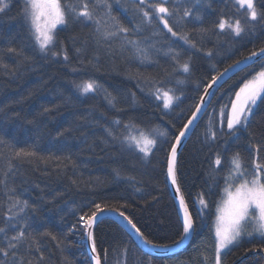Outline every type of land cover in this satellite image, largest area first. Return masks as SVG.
Returning <instances> with one entry per match:
<instances>
[{
  "label": "trees",
  "instance_id": "obj_1",
  "mask_svg": "<svg viewBox=\"0 0 264 264\" xmlns=\"http://www.w3.org/2000/svg\"><path fill=\"white\" fill-rule=\"evenodd\" d=\"M7 2L0 13V248L9 255L0 252V264H94L80 217L96 204L123 212L157 247L179 243L185 235L167 171L171 147L213 78L264 49V0H255L256 21L234 0H148L174 10L167 19L177 36L139 0H60L62 7L88 3L93 17L67 12L44 50L25 0ZM221 19H239L244 31H221ZM114 24L128 31L104 38ZM263 69L264 58L222 83L178 156L177 183L194 224L190 244L175 255H152L105 218L93 239L101 264H215L214 225L230 161L239 153L247 170L257 156L264 162V95L247 126L230 131L227 117L240 88ZM89 82L98 87L85 93ZM164 91L174 99L169 110ZM137 133L155 140L148 155L128 140ZM21 150L35 155L17 156ZM16 201L27 202L23 212L9 211ZM20 231L25 236L8 247ZM246 255L239 264H264V237L243 236L221 264Z\"/></svg>",
  "mask_w": 264,
  "mask_h": 264
},
{
  "label": "snow or ice",
  "instance_id": "obj_2",
  "mask_svg": "<svg viewBox=\"0 0 264 264\" xmlns=\"http://www.w3.org/2000/svg\"><path fill=\"white\" fill-rule=\"evenodd\" d=\"M141 5H146V7L153 9L156 15V19L163 24L164 28L167 29L172 36H177V32L173 30L170 26L167 17L174 15V10L164 6L163 3H149L148 0H139ZM234 4L239 6V9H246L245 15L252 21L258 19V12L255 5V0H234ZM9 3L6 0H0V13H4L6 9L9 8ZM142 15L149 22L153 19L148 11L141 9ZM71 12L75 14L76 17H85L87 19H92L93 13L90 10L88 3H83L82 7H77L76 5L66 4L62 7L60 0H26L25 4V17L31 20L32 27L35 30L36 39L40 45L41 50L48 48V46L53 42L54 36L53 32L57 25H63L67 23L66 13ZM185 16L190 15L188 11H185ZM260 19H264V13L259 14ZM221 31L225 28L230 29L239 36L243 31L244 27L241 25L239 19H236L234 23L229 22V20L221 19L217 25ZM127 32L128 29L114 24L111 30L102 33L104 38L116 35V32ZM187 43L189 42L187 36L181 37ZM134 43V42H130ZM194 46V45H193ZM11 50V49H10ZM139 50V49H138ZM264 53V49L260 50ZM55 54V53H54ZM253 56L257 53L253 52ZM67 59V56H65ZM183 71H189V65L185 63L183 65ZM216 82V78H213L212 83ZM211 85H209L210 87ZM97 85L93 82H89L82 86V91L87 93L93 91ZM160 91L159 89L157 90ZM261 92H264V71L259 72L255 80H250L240 89L237 93L236 103L232 105L231 114L227 117V128L231 131L237 125L247 126L249 118L253 115V107L256 105L257 99L260 97ZM164 107H170L173 97L169 95L168 91H164ZM157 98H160L159 96ZM199 108L196 109L199 112ZM195 119V116H193ZM118 123V122H117ZM190 120L188 124H191ZM187 130V125H185V130L180 131L179 135L175 138V143L172 145L170 150V156L168 158V176L171 178L173 184L177 183L176 178V157H177V145L181 143V138L184 137ZM128 140L131 144L139 149L140 152L149 154V147L155 145V140L149 139L143 134L141 138L129 136ZM2 143V141H0ZM259 149H257V153ZM17 156H34V152L21 150L16 153ZM231 168L229 169V175L225 178L226 182L231 183L230 188H226L225 192L227 194V199L224 201V206L218 209L219 215L217 216L216 228H215V250H216V261L215 264H220V253L222 250L228 248L230 245L237 244L239 240L245 235H253L258 233L261 237H264V162H260L259 156L254 160L253 167L251 170H247L244 167V162L241 159L239 153L234 155L230 161ZM217 166L221 165V158L217 156L215 160ZM177 192H179V187H177ZM181 207L184 211L183 220V233L188 235L190 229L192 228V219L188 214L187 207L184 204L183 197L180 199ZM201 204L207 207V203L201 200ZM19 206V211L23 212L26 208L27 202L21 203L16 201L12 208ZM96 212H93L87 219L82 215L80 217L81 221H84L85 226L91 229L96 222L97 212L103 211L99 204L95 205ZM124 216V213H120ZM128 223L135 229L137 235L141 237L144 244L151 245V247H157L158 245L153 244L152 241L146 239L144 234L140 231L136 225L128 219ZM14 226V225H13ZM0 233H5L4 228H0ZM89 238H92V233L89 232ZM25 236L23 231H20L17 235L11 237L8 247L15 248L16 244L12 241H20ZM92 251H96L95 242L93 241ZM0 252H3L5 256L9 255V252L3 248H0ZM97 264H99V259H97Z\"/></svg>",
  "mask_w": 264,
  "mask_h": 264
},
{
  "label": "water",
  "instance_id": "obj_3",
  "mask_svg": "<svg viewBox=\"0 0 264 264\" xmlns=\"http://www.w3.org/2000/svg\"><path fill=\"white\" fill-rule=\"evenodd\" d=\"M263 58H264V53H261V51H259V52H257L256 56L252 55L250 57H247V58L237 62L236 64L232 65L231 67H229L225 71H223L221 74H219L216 77V82L214 84L213 83L210 84L211 86L208 87V89L206 90V92H205V94H204V96L200 102V105L198 106V108L200 109L199 112L195 111V113L193 114V116H195V119H193V116L191 117L190 120L192 121V123L187 124V130L185 132V135H184V137L181 138V143L179 145H177L176 166H177V159H178V156H179L182 148L187 143L188 139L192 135V133L195 130L196 126L198 125L199 121L202 119L203 115L205 114L216 90L222 85V83H224L226 80H228L231 76H233L234 74L240 72L241 70L249 67L254 62H256L260 59H263ZM176 166H175V171H176ZM169 182H170L172 192L175 196L180 215L182 217V220H184V211H183V208L181 207V204H180V199H181L182 193H181L180 189H179V192H177V187H179L178 183L173 184L170 177H169ZM183 200H184V198H183ZM184 204L186 206L185 200H184ZM187 210H188V208H187ZM188 214L190 215L189 211H188ZM105 218H111V219L118 221L122 226H124L140 242V244L144 247L145 250H147L150 254L157 255V256H168V255H175V254L180 253L190 244L191 239L193 237V232H194V224H193V219L191 217L192 228L190 229L189 234L186 235L179 243L174 244V245L169 246V247H166V248L151 247V245H147V244H144L142 242L141 237L139 235H137L135 229L132 228V226L128 223V220H126L124 218V216H121L118 211H116V210H103V211H100L97 213L96 222L94 223L92 228L86 229L87 243H88V247L90 249V253H91L94 264H97V259H99L97 251H95V252L92 251V245H93V239H94V228L99 221H101L102 219H105ZM89 232L92 233L91 239L89 238V235H88ZM253 253L256 254V253H261V252L257 251V252H253ZM253 253H250V255ZM247 256L248 255H246L244 258L240 259L235 264H239ZM99 264H101L100 259H99Z\"/></svg>",
  "mask_w": 264,
  "mask_h": 264
},
{
  "label": "rangeland",
  "instance_id": "obj_4",
  "mask_svg": "<svg viewBox=\"0 0 264 264\" xmlns=\"http://www.w3.org/2000/svg\"><path fill=\"white\" fill-rule=\"evenodd\" d=\"M164 1H167V0H164ZM6 2H7V0H6ZM25 2H26V0H25ZM25 4H26V3H25ZM28 22L30 23V25H31V27H32V23H31V20H30V19H28ZM61 26H63V25H57L56 29H55L54 32H53V36L55 35V32L57 31V29L60 28ZM32 30H33L34 35H35V38H36L35 30H34L33 27H32ZM36 40H37V39H36ZM37 42H38V41H37ZM38 44H39V43H38ZM262 71H264V69H263ZM260 72H261V71H260ZM258 74H259V73H258ZM258 74H256L251 80H255V79L257 78ZM249 81H250V80H249ZM249 81H248V82H249ZM248 82H246V83H248ZM246 83H245V84H246ZM245 84H244V85H245ZM244 85H243L241 88H243ZM241 88H240V89H241ZM239 92H240V90L238 91V93H239ZM169 95H171V94L169 93ZM263 95H264V92H261L260 97H259V98L257 99V101H256V105H257V103L259 102V100L261 99V97H262ZM171 96H172V95H171ZM160 97H161V99L164 101L163 94H161ZM172 97H173V96H172ZM236 98H237V94H236V96H235V99H234L233 104L236 103ZM173 102H174V99H173V101H172L170 107L166 108L167 110H169V109L171 108ZM233 104H232V105H233ZM256 105L253 107V111H254ZM231 110H232V107H231ZM230 114H231V111H230ZM241 125H243V124H241ZM237 126H240V125H237ZM237 126H236V127H237ZM141 134H143V133L133 134L132 136H133V137H136L137 139H140V138H141ZM143 135L146 136L147 138L151 139V138H150L149 136H147L146 134H143ZM134 145H135V144H134ZM153 147H154V146H150V147H149V153L152 151ZM231 186H232L231 183L228 182L226 188H230ZM226 188H225V189H226ZM226 199H227V194H226V192L224 191V196H223V199L221 200V202H220V204H219L218 209H219V208H222V207L224 206V201H225ZM218 215H219V213H218ZM218 215H217V216H218ZM216 222H217V218H216L215 225H214V234H215ZM242 238H243V237H242ZM242 238H241V239H242ZM241 239L239 240V242L241 241ZM239 242H238V243H239ZM234 245H235V244H234ZM234 245H230L228 248L222 250V252L220 253V264H221V256H222V254H223L224 252H226L227 250H229V249H230L231 247H233ZM215 255H216V250H215Z\"/></svg>",
  "mask_w": 264,
  "mask_h": 264
}]
</instances>
